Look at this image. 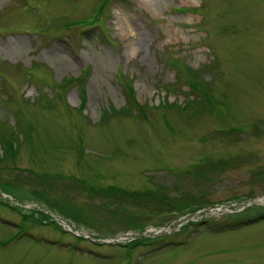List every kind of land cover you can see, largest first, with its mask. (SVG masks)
<instances>
[{
    "label": "rangeland",
    "instance_id": "obj_1",
    "mask_svg": "<svg viewBox=\"0 0 264 264\" xmlns=\"http://www.w3.org/2000/svg\"><path fill=\"white\" fill-rule=\"evenodd\" d=\"M0 264H264V0H0Z\"/></svg>",
    "mask_w": 264,
    "mask_h": 264
},
{
    "label": "trees",
    "instance_id": "obj_2",
    "mask_svg": "<svg viewBox=\"0 0 264 264\" xmlns=\"http://www.w3.org/2000/svg\"><path fill=\"white\" fill-rule=\"evenodd\" d=\"M82 21H84V20H79L78 19V21H72V22H67L66 23V27L67 28H69V27H73V26H75L77 23H81ZM64 25H65V23H64ZM208 65H206V67H207ZM205 68V67H204ZM204 68L200 71V74L199 75H202L203 76V73H204ZM197 78V85H198V92L200 91V89H201V91H204V90H206V86L207 85H205V80H202V78H201V76L200 77H196ZM204 79V78H203ZM64 85H66V83L64 84ZM191 85V84H190ZM191 88H193V90L192 91H194V92H197L196 91V89H197V87H196V85H194V84H192L191 85ZM129 94H130V96H131V100L133 101V97H134V92H133V87H132V89L130 88L129 89ZM205 94H202V96H204ZM130 100V101H131ZM131 103V102H130ZM131 104H135V106H137V104L136 103H131ZM84 106L85 105H83V108H84ZM137 107H139V106H137ZM140 108V107H139ZM177 108V107H176ZM140 111H142L141 112V115L143 114V110L142 109H140ZM144 115V114H143ZM107 117H109V116H107ZM106 119V118H105ZM106 121L107 120H101L100 121V123H106ZM15 137V136H14ZM14 137H12L13 139H14ZM10 139V138H9ZM5 140V139H4ZM15 140V139H14ZM10 141V140H9ZM6 143V142H5ZM10 143V145H11V152H13L14 150H17V148H18V146H15L14 145V143H13V140H12V142L10 141L9 142ZM199 169H202V166H199ZM196 174L200 177V178H204L206 175L204 174V173H202V172H196ZM205 180V179H204ZM169 190H171V189H168V187H164V188H162L161 190H159V193H150V192H148V193H145V194H143V193H139V194H137V193H127V192H125V191H123V192H120V194L121 195H123V196H126L128 199H130V203H132V204H139V203H142V198H144V199H147V200H150L151 198H153V197H155V198H157V196H161V199H163L164 200V203H168V205L170 204L171 205V208H169V209H167V207H164V208H166V212H168V213H174V212H178V213H180V214H187V213H189V212H195V210L196 209H199V208H201V206L200 205H198L199 203L196 201V200H192V196L191 195H185V194H180L179 196H174V197H172V196H169L168 195V192H169ZM178 197H180L179 199H178ZM154 198V200H156ZM158 200H159V198H157ZM178 200H179V202H178ZM178 203H185L184 205H181V207H178V206H176L175 204H178ZM175 205V206H174ZM162 213V212H161ZM140 229H143V230H145V227H142V228H140Z\"/></svg>",
    "mask_w": 264,
    "mask_h": 264
},
{
    "label": "water",
    "instance_id": "obj_3",
    "mask_svg": "<svg viewBox=\"0 0 264 264\" xmlns=\"http://www.w3.org/2000/svg\"><path fill=\"white\" fill-rule=\"evenodd\" d=\"M189 219H190V218L186 219V221L189 220Z\"/></svg>",
    "mask_w": 264,
    "mask_h": 264
}]
</instances>
